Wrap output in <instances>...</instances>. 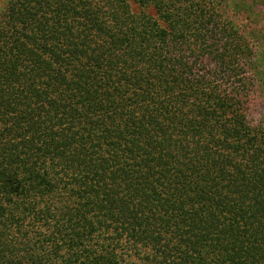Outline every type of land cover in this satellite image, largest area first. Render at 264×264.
I'll use <instances>...</instances> for the list:
<instances>
[{
	"label": "trees",
	"instance_id": "obj_1",
	"mask_svg": "<svg viewBox=\"0 0 264 264\" xmlns=\"http://www.w3.org/2000/svg\"><path fill=\"white\" fill-rule=\"evenodd\" d=\"M251 53L213 0H9L0 264H264Z\"/></svg>",
	"mask_w": 264,
	"mask_h": 264
},
{
	"label": "rangeland",
	"instance_id": "obj_2",
	"mask_svg": "<svg viewBox=\"0 0 264 264\" xmlns=\"http://www.w3.org/2000/svg\"><path fill=\"white\" fill-rule=\"evenodd\" d=\"M9 0H0V12ZM221 18L232 26L251 50L256 82L252 119L264 126V0H213Z\"/></svg>",
	"mask_w": 264,
	"mask_h": 264
}]
</instances>
